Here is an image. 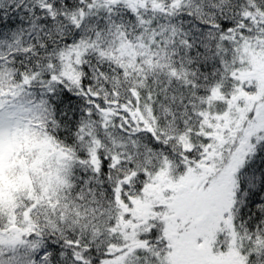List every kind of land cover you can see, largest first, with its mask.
Instances as JSON below:
<instances>
[{
    "label": "snow or ice",
    "instance_id": "1",
    "mask_svg": "<svg viewBox=\"0 0 264 264\" xmlns=\"http://www.w3.org/2000/svg\"><path fill=\"white\" fill-rule=\"evenodd\" d=\"M0 264H264V0H0Z\"/></svg>",
    "mask_w": 264,
    "mask_h": 264
}]
</instances>
